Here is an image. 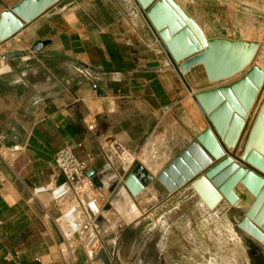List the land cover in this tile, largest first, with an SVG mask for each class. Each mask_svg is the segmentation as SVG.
Here are the masks:
<instances>
[{
	"label": "crops",
	"instance_id": "0c3cea01",
	"mask_svg": "<svg viewBox=\"0 0 264 264\" xmlns=\"http://www.w3.org/2000/svg\"><path fill=\"white\" fill-rule=\"evenodd\" d=\"M21 1L0 0V14ZM171 2L205 40L264 41V0ZM39 41L49 44L34 51ZM262 53L259 47L251 65L264 72L256 64ZM249 66L214 84L197 66L184 75L188 90L133 0H58L0 42V264H69L58 252L54 224L63 205L31 194L37 186L63 181L54 155L65 145L74 146V156L94 172L106 214L112 211L129 230L125 237L108 230L106 252L91 264H186V241L174 247L165 238L152 254L157 237L144 235L146 227L187 222V205L195 213L208 209L188 186L170 193L155 176L207 128L192 96L227 86ZM263 100L261 95L256 112ZM81 118L94 124V132ZM111 140L122 143L153 178L135 197L123 186L127 173L108 149ZM233 194L236 204L224 201L214 214L232 226L252 201L240 184ZM231 208L239 212L230 218ZM241 240L250 256L256 252L264 259ZM72 264L90 263L77 250Z\"/></svg>",
	"mask_w": 264,
	"mask_h": 264
},
{
	"label": "water",
	"instance_id": "95a60500",
	"mask_svg": "<svg viewBox=\"0 0 264 264\" xmlns=\"http://www.w3.org/2000/svg\"><path fill=\"white\" fill-rule=\"evenodd\" d=\"M58 0H22L0 14V42L18 32L25 23L42 14ZM184 85V75L201 66L210 84L232 79L227 86L198 92L192 99L206 118L203 130L177 157L155 176L170 193L188 186L211 213L226 201H238L233 194L240 184L252 201L235 222L239 236L248 246L262 252L264 245V100L246 135L239 156L236 151L249 121L264 95V72L251 65L261 45L242 41L205 40L197 26L171 0H133ZM48 41L33 45L40 51ZM93 171L87 172L92 180ZM153 180L139 164L123 178L125 190L137 196ZM97 186V181L93 180ZM256 253V252H254Z\"/></svg>",
	"mask_w": 264,
	"mask_h": 264
},
{
	"label": "built area",
	"instance_id": "2783aa9c",
	"mask_svg": "<svg viewBox=\"0 0 264 264\" xmlns=\"http://www.w3.org/2000/svg\"><path fill=\"white\" fill-rule=\"evenodd\" d=\"M89 132H94V124L81 118ZM108 149L118 162L122 174H126L135 163V157L119 141L111 140ZM17 151L18 148H13ZM74 146L65 145L54 155V167L63 176V181L54 186L41 185L32 189L33 198L46 194L54 204H62L63 210L54 219L60 235L58 252L72 264L77 250H81L91 264L100 252L105 251V243L100 235L102 224L110 231L116 228L106 218L105 199L101 191L87 176V165L73 154ZM3 181L0 175V182Z\"/></svg>",
	"mask_w": 264,
	"mask_h": 264
},
{
	"label": "rangeland",
	"instance_id": "374dc122",
	"mask_svg": "<svg viewBox=\"0 0 264 264\" xmlns=\"http://www.w3.org/2000/svg\"><path fill=\"white\" fill-rule=\"evenodd\" d=\"M256 64L264 67V53L258 56ZM255 114L256 109L249 125L252 123ZM243 142L244 138L238 146L236 156H239ZM238 212L239 210L231 208L228 215L231 218ZM185 215L187 216V222L183 223H177L175 220L170 224L166 222L149 223L144 235L148 233V237H157L156 243L150 245L152 254L158 251L159 248H163V239L168 238L172 244L174 243V247H178V242L186 241L185 244H181V246L187 248L188 257H191L186 261V264H251L252 258L247 252L246 245L238 236L235 225L232 226L226 218L217 217L213 213L204 211V209L203 212L198 211V213H195L192 205H187ZM106 218L115 227L120 226L119 229H114L117 234L123 235V237L129 234V230L125 229L123 221L112 211L106 214ZM106 228L104 225L100 228V235L103 240L107 239L106 233L109 228ZM158 243L161 244L158 245ZM255 249L260 252L257 248ZM260 253L264 254L263 251ZM196 255L198 260H194Z\"/></svg>",
	"mask_w": 264,
	"mask_h": 264
},
{
	"label": "flooded vegetation",
	"instance_id": "af4514ba",
	"mask_svg": "<svg viewBox=\"0 0 264 264\" xmlns=\"http://www.w3.org/2000/svg\"><path fill=\"white\" fill-rule=\"evenodd\" d=\"M251 258H252L251 264H264V259L261 255L253 253V255H251Z\"/></svg>",
	"mask_w": 264,
	"mask_h": 264
},
{
	"label": "bare ground",
	"instance_id": "6f19581e",
	"mask_svg": "<svg viewBox=\"0 0 264 264\" xmlns=\"http://www.w3.org/2000/svg\"><path fill=\"white\" fill-rule=\"evenodd\" d=\"M124 191V190H123Z\"/></svg>",
	"mask_w": 264,
	"mask_h": 264
}]
</instances>
